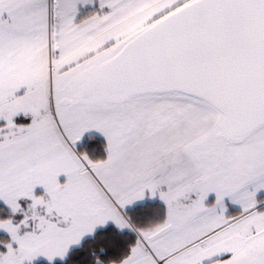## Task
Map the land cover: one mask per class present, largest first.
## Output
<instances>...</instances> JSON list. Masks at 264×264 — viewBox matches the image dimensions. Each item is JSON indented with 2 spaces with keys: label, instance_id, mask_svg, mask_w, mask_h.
<instances>
[{
  "label": "snow or ice",
  "instance_id": "1",
  "mask_svg": "<svg viewBox=\"0 0 264 264\" xmlns=\"http://www.w3.org/2000/svg\"><path fill=\"white\" fill-rule=\"evenodd\" d=\"M0 264H264V0H0Z\"/></svg>",
  "mask_w": 264,
  "mask_h": 264
}]
</instances>
